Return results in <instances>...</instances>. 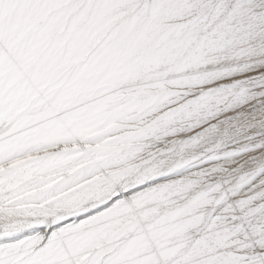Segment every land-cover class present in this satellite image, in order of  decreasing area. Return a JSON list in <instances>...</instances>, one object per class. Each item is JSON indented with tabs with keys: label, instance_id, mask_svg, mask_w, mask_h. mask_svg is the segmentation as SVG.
I'll return each mask as SVG.
<instances>
[{
	"label": "snow or ice",
	"instance_id": "obj_1",
	"mask_svg": "<svg viewBox=\"0 0 264 264\" xmlns=\"http://www.w3.org/2000/svg\"><path fill=\"white\" fill-rule=\"evenodd\" d=\"M0 264H264V0H0Z\"/></svg>",
	"mask_w": 264,
	"mask_h": 264
}]
</instances>
